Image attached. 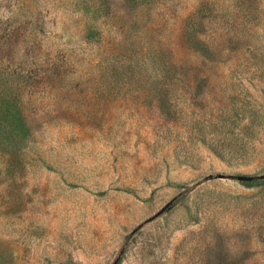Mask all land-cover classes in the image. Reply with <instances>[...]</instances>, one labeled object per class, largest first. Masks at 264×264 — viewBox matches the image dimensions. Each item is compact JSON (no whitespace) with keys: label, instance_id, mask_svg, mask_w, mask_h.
Listing matches in <instances>:
<instances>
[{"label":"rangeland","instance_id":"rangeland-1","mask_svg":"<svg viewBox=\"0 0 264 264\" xmlns=\"http://www.w3.org/2000/svg\"><path fill=\"white\" fill-rule=\"evenodd\" d=\"M0 264H264V0H0Z\"/></svg>","mask_w":264,"mask_h":264},{"label":"trees","instance_id":"trees-1","mask_svg":"<svg viewBox=\"0 0 264 264\" xmlns=\"http://www.w3.org/2000/svg\"><path fill=\"white\" fill-rule=\"evenodd\" d=\"M11 101H13V98H11ZM8 102H6L7 104ZM11 110L13 111L12 113H8V112H5V114H3L4 117H7L9 116L10 117V120H13L15 119V117H17L18 119L17 120H22L21 117L19 116V112L17 111V109L15 108H11ZM2 114V113H1ZM23 125V123H22Z\"/></svg>","mask_w":264,"mask_h":264},{"label":"water","instance_id":"water-1","mask_svg":"<svg viewBox=\"0 0 264 264\" xmlns=\"http://www.w3.org/2000/svg\"><path fill=\"white\" fill-rule=\"evenodd\" d=\"M241 179H247V180H249V179H251V178H241Z\"/></svg>","mask_w":264,"mask_h":264}]
</instances>
